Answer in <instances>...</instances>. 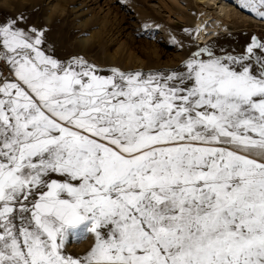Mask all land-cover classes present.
<instances>
[{"label":"snow or ice","instance_id":"1","mask_svg":"<svg viewBox=\"0 0 264 264\" xmlns=\"http://www.w3.org/2000/svg\"><path fill=\"white\" fill-rule=\"evenodd\" d=\"M22 20H0V264H264V40L104 74Z\"/></svg>","mask_w":264,"mask_h":264},{"label":"rangeland","instance_id":"2","mask_svg":"<svg viewBox=\"0 0 264 264\" xmlns=\"http://www.w3.org/2000/svg\"><path fill=\"white\" fill-rule=\"evenodd\" d=\"M224 1L236 16L230 32L210 39L194 34L195 0H0V20L22 16V24L44 31L51 54L83 57L104 74L111 68L183 71L184 62L206 46L216 54H239L253 36L264 40V19L238 7L242 0ZM92 242L89 236L67 251L81 254Z\"/></svg>","mask_w":264,"mask_h":264},{"label":"bare ground","instance_id":"3","mask_svg":"<svg viewBox=\"0 0 264 264\" xmlns=\"http://www.w3.org/2000/svg\"><path fill=\"white\" fill-rule=\"evenodd\" d=\"M225 4L224 0H195L198 14L192 20L194 34L203 39H210L230 32L236 12L235 8Z\"/></svg>","mask_w":264,"mask_h":264}]
</instances>
